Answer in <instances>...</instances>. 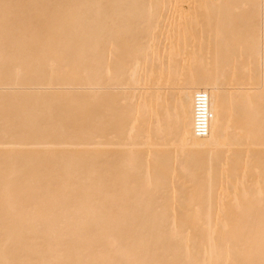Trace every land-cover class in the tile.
Returning a JSON list of instances; mask_svg holds the SVG:
<instances>
[{
  "label": "bare ground",
  "instance_id": "1",
  "mask_svg": "<svg viewBox=\"0 0 264 264\" xmlns=\"http://www.w3.org/2000/svg\"><path fill=\"white\" fill-rule=\"evenodd\" d=\"M0 264H264V0H0Z\"/></svg>",
  "mask_w": 264,
  "mask_h": 264
},
{
  "label": "built area",
  "instance_id": "2",
  "mask_svg": "<svg viewBox=\"0 0 264 264\" xmlns=\"http://www.w3.org/2000/svg\"><path fill=\"white\" fill-rule=\"evenodd\" d=\"M197 98V120L195 132L197 136L205 137L209 134L211 115L207 110V97L204 94H201Z\"/></svg>",
  "mask_w": 264,
  "mask_h": 264
}]
</instances>
